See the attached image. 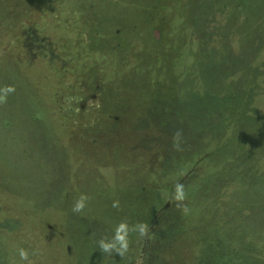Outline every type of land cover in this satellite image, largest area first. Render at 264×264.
Masks as SVG:
<instances>
[{
  "label": "trees",
  "instance_id": "16d2710c",
  "mask_svg": "<svg viewBox=\"0 0 264 264\" xmlns=\"http://www.w3.org/2000/svg\"><path fill=\"white\" fill-rule=\"evenodd\" d=\"M218 1L194 0L190 6L185 0H0V11L8 14V23L9 20L15 23L23 19V13L31 12L28 19L25 18L21 22L24 24L27 20L31 21V32L36 35L35 50L41 56L39 60L46 65L45 69L39 71L40 88L33 84L36 83V73L32 74L31 71H27L25 89L16 83L15 70L13 74L10 72L5 75L3 81L6 88H0V107H5L9 114L2 115L0 132L10 128L13 120L18 118V113L13 109V101L16 99L26 105L27 111L24 114L28 124L33 122L37 126L48 120V126L43 131L46 132L45 138L42 140V136L40 141L29 143L30 147L24 152L28 155L33 147L41 146L44 140L50 139L52 150L60 156L62 164H58V158L55 156L49 160L48 165L44 163L40 166L56 172L59 168L57 173L62 179L74 176L70 173L68 175L66 171L65 157L72 155L70 158L74 162L81 161V157L74 152L73 147L77 146L65 144L68 142L66 139L74 136L76 143H83L89 152L96 155H99V150L113 149H108L102 142V136L112 137L123 143L115 147L117 150L128 146L129 148L124 150H131L132 158L136 154L131 148H135V151L146 147L151 151L149 164L145 163L150 166L149 170L143 172L140 180L130 182L136 201L131 205L130 202L127 203V210L132 214V224L140 216L148 215L143 223L147 226L148 234L140 238L135 232L129 240V247H140L136 259L147 260L145 264H152L155 245L167 247L168 241L171 238L172 242L175 233L189 230L186 229V208L190 207L186 203L187 200L184 199L185 203L181 206L182 201L173 197L175 185L164 184L168 170L177 168V165L181 166V158H184L185 152L192 155V161L198 160L199 163L202 161L203 165L208 163L213 166V170L208 174L199 175L196 183L205 185L208 181L209 186L204 187L209 189V192L206 190L207 195L211 191L212 173L219 172L220 167L222 169L226 166L225 173H219L215 180L219 181L217 186H213L215 195L211 191L216 199L213 218L218 216L220 226L232 227L246 237L248 243L245 247H238V260H241V264H264V259L260 261L252 250L261 247L264 251V68L261 70V66L264 67V0H223L228 10L229 2L242 3V8L237 9L235 13L230 12L231 25L223 32L226 39L222 41L224 45L230 43L232 47L239 43L241 47L235 49L237 53H230L227 48L222 52V48L215 52L217 59L211 58L210 50L204 43L200 46L201 40L194 44L195 48H192V45L180 47L178 44V49L175 50L179 51L181 56H178L176 61L173 57L161 58V61L155 52L151 51L154 46L156 52L162 53L161 46L170 44L168 38L171 28L175 26V20L167 24L166 16L174 6L178 11L175 17L188 20L186 7H189V13L203 11L205 7L212 10ZM125 2L140 6L142 10L125 13L111 9L112 3ZM180 3L184 6V17ZM237 11L240 20L244 19L241 23L234 22ZM11 12L14 14L11 15ZM204 18L203 16L201 20ZM50 31L52 32L49 33ZM44 35L74 37L82 44V48L73 49L72 53H102L111 58H127V53H130L134 62L129 67L130 70L149 67L151 73L147 80L139 74L127 75L124 78L121 77L124 71L121 73L118 69L115 80L111 79L108 85H94V74L89 75L87 71L79 79V74L71 73L74 69L63 66L62 62H75L76 57L64 55L62 46L58 44L57 47L43 46ZM125 41V45L128 42L130 45L127 51L122 52L120 45H124ZM220 41V38L216 39L219 45ZM139 44L145 48L135 50V46ZM254 47L257 49L254 57L258 61L256 67L249 64ZM64 52L68 53L65 49ZM35 57L37 56L33 59ZM260 61L263 64L259 65ZM182 62L184 67L190 66V75H183L181 70L180 76L175 70L177 65L179 69L184 68ZM0 65L6 70L5 66L9 64L7 60H3ZM227 66H235L236 71L238 67L241 73L238 79L241 78V82L235 84V79L231 76L229 81L225 80L229 75L225 74L229 71ZM224 67L226 71L224 69L223 73ZM42 72L49 74L47 89L44 88L46 78L41 75ZM169 72L173 76L168 81L165 77L169 78ZM155 75H164L166 82L163 84L156 81L154 88L151 87L149 92L144 87L149 86L148 80L153 79ZM9 87L14 90L6 94L5 90ZM221 90L232 96L227 98ZM236 93L239 94L237 101L233 96L237 95ZM123 96L125 97L122 98ZM118 110L127 112V121H122L123 117ZM134 117L139 119L136 122L129 121V118ZM25 126L24 123L23 127ZM55 127L60 131L72 127L73 136L66 137ZM73 127L76 128L75 131ZM157 140L158 143H155ZM21 141L28 145L26 139ZM133 141H136L134 146ZM156 149L161 150L159 158L155 154ZM33 156L37 159L39 157L35 154ZM4 158L9 161L7 157ZM28 159L24 154L23 160ZM118 176L116 174V180ZM149 179L151 183H155L151 191H147L148 186L143 183L149 182ZM193 206L195 209L197 204L194 203ZM137 224H141L140 221ZM231 236L229 235V238ZM160 255L161 260H166L169 258V251H162Z\"/></svg>",
  "mask_w": 264,
  "mask_h": 264
},
{
  "label": "rangeland",
  "instance_id": "374dc122",
  "mask_svg": "<svg viewBox=\"0 0 264 264\" xmlns=\"http://www.w3.org/2000/svg\"><path fill=\"white\" fill-rule=\"evenodd\" d=\"M199 1L201 2V0ZM187 2L191 6L194 0H185V3ZM235 2L228 3V10L225 2L219 0L216 6L213 5L212 10L205 7L203 11H194L195 14L189 13V7L188 9L186 7L188 20L185 18L177 19L175 16L178 11H176L177 8L174 6L175 8L169 11L166 16L167 24L175 20L173 22L175 26L171 28V35L168 38L170 44L161 46L160 50H162V53L156 52L154 46L151 47V51L155 52L161 61V58L165 57H173L176 61L178 56H181V53L175 50L178 49V44H180V47L192 45V48H195L194 44L201 40L200 46L202 47L201 44L204 43L205 47L210 50L209 56L211 58L216 57L217 59L215 52L222 50V48V52L227 48L230 53H237L236 51L241 47L239 43H236L233 47L230 43L227 45L222 43L223 39H226L223 32L226 29L228 30L229 25H231L229 23V15L232 13L230 12L233 11L235 13L237 9L242 8V3L236 4ZM182 5L183 3H180L184 17L185 12ZM141 8L130 4V2L111 4V9L114 11L121 10L125 11V13L140 11L142 10ZM11 13V15L14 14V12ZM30 13V11L23 13V19H28ZM235 15V23H238V21L241 23L244 20H240L239 11ZM203 16L205 18L201 20ZM7 19H9L8 14L0 11V58L2 57L0 63L3 60H7V64H9L5 66L6 70L0 65V88H6V83L3 81L5 75L10 72L13 74L14 70L17 72L16 83L23 89H25V84H27V71H31L32 74L36 73V83L33 84L40 88L38 85L39 71L45 69L46 65L39 60L41 56L35 50L36 35L32 33L33 31L29 24L31 21L27 20L23 24L21 22L23 19H20L15 21V23L9 20L8 23ZM44 36L43 46L57 47L58 44L60 47L62 46L61 51L64 55L76 57L75 62H62L63 66L70 67L71 70L74 69L71 73L79 74V79L87 71H89V75L90 73L94 74V85H108L111 79L115 80L118 69L121 70V73L124 71L121 74V77L124 78L127 75L136 76L139 74L147 80L151 73L149 67H145L142 70H130L129 67L134 64L130 53L126 52L127 58L120 56L111 58L107 54L102 53L90 55L84 53V51L72 53L71 50L82 48V44H79L74 37ZM218 38L221 39L220 45L216 43ZM126 42H124V45H120L122 52L127 51L128 45H130V42L125 45ZM135 47V50L145 48L141 44ZM64 49L68 52L67 54ZM235 49L237 50L235 51ZM256 52L257 49L254 47L252 61L249 63L251 66H257L258 64V61L254 58L257 54ZM34 56L37 57L33 59ZM166 62L165 64H167ZM183 63L181 64L182 66ZM261 64L263 63L260 61L259 65ZM189 68L190 66L179 69V65H177L175 70L180 76H182L181 70L184 72L183 75H190L191 71L189 73ZM263 68L262 65L261 70ZM224 69L226 71L224 67L223 73ZM228 73L226 81H229L231 76L235 79V84L241 82V78L238 79V75L241 74L240 70L238 71V67L236 71V67L232 66L229 71L225 72V74ZM41 75L46 78L44 88L47 89L49 87V83H47L49 74L46 75L42 72ZM168 75L169 78H165L169 81L173 74L169 72ZM152 78L148 80L149 86L144 87L149 92L151 87L154 88L153 85L156 81L163 84L166 82L164 75H155ZM225 80L224 82H226ZM155 87L157 86L155 85ZM221 93L227 98L232 96L222 90ZM236 94L233 96L237 101L239 100V94ZM11 96L14 97V95ZM25 107L26 105L22 104L18 99L14 100L13 109L18 113V118L13 120L10 128L0 132V264H145L147 260L140 261L136 259L140 248L136 245L130 246L129 251L121 256L115 250L110 253L102 252L98 242L101 239L112 240L115 235V228L122 221H127L130 228L136 225L138 221L141 224L146 221L148 215L140 216L132 224V214L130 210H127V203L130 202L129 204L131 205L132 202L136 201L134 200L135 195L130 182L135 179L140 180L143 172L149 170L150 166L145 163L149 164L151 151H148L146 147L135 151V148H131L136 154L132 158L130 157L132 154L131 150H124V148H129L128 146L117 150L115 147L123 145V143L117 142L112 137L102 136V142L105 143L108 149L110 147L113 149L99 150V155H96L94 152H89L83 143L75 142V136L71 137L73 136L72 127H68L64 131H60L55 127L61 134L71 137L66 139L68 142L65 144H69L71 147L77 146L73 147L75 149L73 150L75 154L81 157V161L78 163L70 158L72 155L65 157L66 171L68 175L74 174V176H72L73 178L68 176V178L62 179L57 173L59 168L56 172L40 166L44 165V163L48 165L49 160L55 156L58 158V164L60 166L62 164L60 156L52 150V141L50 139L44 140L41 146L33 147V150L28 155L24 152L30 147L29 143L40 141L42 136V140L45 138L46 132L43 131L48 126V120L37 126L33 122L28 124L24 114L27 111ZM263 110L264 107L262 108ZM123 111L118 110L120 116L123 117L122 121H127V112ZM3 114L7 115L9 112L5 107H0V123ZM84 118L86 119L85 116ZM138 119L135 117L129 118V121L134 120L136 122ZM24 123L26 124L25 127H23ZM73 128L75 131L76 128ZM178 134L179 132L177 133L179 139L181 136ZM23 138L28 141L29 146L22 143L21 140ZM135 143L136 141H133L132 145L134 146ZM155 143H158V140ZM24 146L27 148L24 149ZM63 153L65 154V152ZM24 154L27 158L29 157L26 161L23 160ZM34 154L37 156L41 155L37 159L33 156ZM155 154L159 158L161 150L156 149ZM4 157H7L9 161ZM33 159L34 162H32ZM181 159V166L177 165V168L168 170L169 174L166 176L164 184L176 185L177 183H182L184 185L185 200L190 206L186 208V229L189 230L175 233L172 242L171 238L168 241L167 247L155 245V258L152 264H241V260H238V247L242 249L245 247V244L248 243L245 240L246 237L243 234H239L240 232L233 230L232 227L220 226L218 216L213 218L216 212V199L212 196V194L215 195L213 186L218 185L219 181L215 180L219 173H225L224 167L226 166L223 167L224 169L220 167L219 172L212 173L210 177L212 180V194L210 191L207 195L206 190L209 192V189L204 187L209 186L208 181H206L205 185H197L196 183L199 180V175L208 174L213 170V166L208 163L203 165L202 161L199 163L198 160L197 162L192 161V155H188L186 152L184 153V158ZM116 174L119 175L117 180ZM93 177H95L94 180L92 179ZM143 183L148 186L147 191H151L155 186V183H151L150 179L149 182ZM162 186L160 187L162 188ZM203 194L206 196H203ZM81 196L86 198L85 207L80 212H74L73 207ZM114 202H118L117 207H113ZM184 203L185 201L183 200L181 206ZM194 203L197 204L195 209H193ZM222 223L223 220L221 221ZM133 233L135 232H129V240H131ZM229 235H232L231 238H229ZM166 241L167 239L165 244ZM175 242L178 243L176 244ZM255 248L252 249L256 252L255 255H258L260 261L263 260L264 251L261 247ZM21 249L27 251V260L20 259L19 252ZM162 251H169V258L161 260L162 254L160 255V253Z\"/></svg>",
  "mask_w": 264,
  "mask_h": 264
},
{
  "label": "clouds",
  "instance_id": "9594fccd",
  "mask_svg": "<svg viewBox=\"0 0 264 264\" xmlns=\"http://www.w3.org/2000/svg\"><path fill=\"white\" fill-rule=\"evenodd\" d=\"M11 87L5 90V93L13 91ZM173 197L177 201H183L186 197L184 190V185L182 183H177L174 188ZM85 197L81 196L75 203L73 207L74 212H80L85 207ZM118 202L113 203V207H117ZM129 232H137L140 238L145 237L148 234L147 226L144 224H137L129 227L127 221H122L115 228V235L110 241L101 239L99 243V248L102 252L110 253L115 250L119 255L123 256L129 251ZM21 260L28 259L27 251L21 249L19 252Z\"/></svg>",
  "mask_w": 264,
  "mask_h": 264
}]
</instances>
